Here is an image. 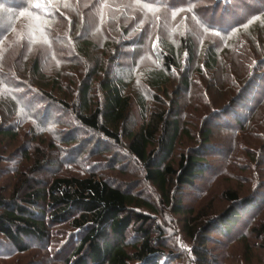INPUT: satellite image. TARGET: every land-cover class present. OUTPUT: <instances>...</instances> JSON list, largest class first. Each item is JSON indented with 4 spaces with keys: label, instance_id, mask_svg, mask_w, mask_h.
Segmentation results:
<instances>
[{
    "label": "trees",
    "instance_id": "1",
    "mask_svg": "<svg viewBox=\"0 0 264 264\" xmlns=\"http://www.w3.org/2000/svg\"><path fill=\"white\" fill-rule=\"evenodd\" d=\"M74 2L70 12L58 11V18L64 23L60 30L66 27L67 17H71V28L81 29L84 34L88 33L87 26H103L107 30L106 51L101 59L95 43L85 40L81 33L71 34L74 42L81 43L77 50L80 58L76 57L78 69L85 64L82 59L91 62L89 72L81 77L76 99L72 84L68 100L62 96L60 79L64 78L65 70L56 75L55 70H49L43 50L37 52L35 59L28 58L32 64L29 69L30 64L24 61L27 45H23L24 53L23 47L14 48L18 53L16 59L4 61L6 76H1V85L25 89L26 94L30 91L33 104L46 106L47 119L38 118L37 127L24 128L27 132L42 131L50 125L53 109L72 111L80 126L96 136L98 154L115 151L116 163L122 159L113 145L126 147L137 167L120 162L119 166L123 165L120 171L124 176L131 172L134 180L116 184L96 173L80 177L58 171L52 172L49 180L39 181L37 178L46 169L57 166L60 158L54 156L55 148L52 155L40 134L11 149L20 140L18 130L25 125L17 116L19 100L9 95L4 107L7 119L0 116V139L7 142L4 149L0 142V159L10 155L18 168L12 191L7 194L0 191V260L2 248L7 250L10 264L16 255L28 253L37 245L45 257L42 262L47 260L51 264H264V145L257 148L264 140V55L259 58L250 50L255 44L264 48L261 24L258 21L250 24L253 18L261 16L262 10L264 13V0H213L215 17L221 22L209 20L207 24L203 14L205 0ZM7 6L13 9L10 3ZM245 13L246 17L242 15ZM123 17L126 26L134 25L131 30L124 27L125 23L122 28L112 27L114 23L120 24ZM175 23L185 25L188 33L177 35V42L172 41L175 35L169 33ZM245 25L249 26L250 34L241 31ZM205 33L221 41L230 36L237 39L227 47L219 42L210 43L203 71L198 68L196 37ZM57 40L58 62L63 55L72 61L75 53L61 54L66 49L57 43L64 39ZM231 48L237 49L226 50ZM107 56L119 66L118 74L113 72L110 62L107 64ZM144 58L150 64L144 67L143 75L158 94L153 97V108L147 105L146 97L129 87L132 77L127 67L144 66ZM257 58L260 61L255 64ZM128 60L130 63L125 67L123 62ZM50 71L52 75L48 78ZM176 75L180 94L176 91L171 96L167 91V98L162 99L160 91L169 90ZM28 80L32 85H27ZM242 80L243 87L238 89ZM49 86L55 91L48 90ZM132 91L137 93L132 95ZM190 94L194 98L191 106L198 114L185 113ZM24 97L22 100H27L25 94ZM191 121L193 126L188 125ZM77 132L63 138L66 147L80 141ZM185 138L194 142V146L177 153L178 144ZM250 144L255 147L250 148ZM241 153L252 161L261 158L260 169H250L239 177L233 161L238 164L236 160L242 158ZM215 158H222L220 166H214ZM225 181H230L229 187L215 195L218 183ZM144 184L156 190L154 198L144 196L141 191ZM58 226L71 229L62 236L61 241L67 240L60 248L52 240L48 242ZM9 249L13 252H8Z\"/></svg>",
    "mask_w": 264,
    "mask_h": 264
},
{
    "label": "rangeland",
    "instance_id": "2",
    "mask_svg": "<svg viewBox=\"0 0 264 264\" xmlns=\"http://www.w3.org/2000/svg\"><path fill=\"white\" fill-rule=\"evenodd\" d=\"M75 0H0V116L2 118L7 119V111L5 110L4 112V107L6 109L7 107V103L9 100V95L11 97L12 94V98L16 101L19 100V107H18V118L20 120V122L22 123V125H25L23 128L22 126L20 127V130H18L19 134H21L20 136V140L19 142L14 143L13 147L11 149H16L18 145L23 146L24 141L28 140L31 141V139L33 137L36 138L37 135H42L41 137L43 138V140L45 141L46 145H48L50 147V152H52L55 148L54 154L52 152V155H54L55 157L58 156L60 159V163L55 166L54 168L50 169H46L44 171L43 174H41L39 176V178H37L39 181H47L50 179V177L55 173V172H60L61 174L64 175H71V176H80V177H87L92 173H96V176H98L99 178H102L104 180H109V181H114L116 184L119 182H126V183H130L131 181L134 180L133 174L130 172L128 174V176H124L121 173V169L122 166H119V163L121 162L122 164H124L125 162L130 163V167L136 166V161L134 158H130L129 154L126 153V150L123 146H115L113 145V147L115 149H117V151L119 150V152H117V156L118 158L122 159V161L118 162L116 161V163L113 162V158H115V151L112 153L111 151L108 152H101L102 154H98L96 148L97 147V143L98 140H96V136L90 132V131H85L83 129L82 126H80V124L78 123V121L76 120L75 114L70 111V112H64L62 110L59 109H53L55 112L52 115L53 118L51 119V121L49 122L50 125L45 126L42 131H38V132H32L29 133L27 132V129H24L26 127H34L36 126L35 121L37 122L38 118L39 119H44L46 120L48 115L46 113V106L39 104L36 106L37 103L33 104L31 102V100H33V96L32 94H30V91L26 92L24 90H19V89H12V88H8L7 89V85H5L6 87L1 85V76H6V72H3L4 67H3V63L4 61H7L9 59H16L18 53L16 54L15 49H17V47L21 48L24 46H28V48L26 49L27 53L25 56L24 61L28 62L30 64L29 69L31 68V63L30 60L28 58H34L35 56L39 55L37 54L40 53H46V57H48L49 61L47 64V67L49 70H55L56 73L55 75L60 71V70H65L62 71V75L64 76L63 79H60L61 84H62V88L63 90L60 91V93L64 92V96L66 98V100H68V94H70V91L68 90V88H71V84H72V91H73V98H75V96H77L79 89H80V83H82V79L81 77L85 76L86 73L89 72V67H91V62L89 61V59H82L81 61L84 62L85 66L83 65V68L78 69V66L76 65V63L78 62V58H80V56L78 55V49H79V44L81 43H77L74 42L72 40L71 34L73 33L74 35H80V33L82 35L85 36V40H88L92 43H95L97 45V56H101V54L106 51L104 48L105 46H107V38H106V28H103V26H98L97 28H88L83 26V29L85 28L88 33H83L80 30H74L75 28H71L70 26V22H71V17H67L65 18L64 21L65 22V26L62 30H60V27L62 26L63 21H60V19L62 18H58V11H62V12H70L71 9H73V7H75ZM206 1V9H204L203 14L205 15L204 19L206 24L208 23V21L210 20H214L215 23L221 22V20H218V17H215V10L216 8H214L213 5V0H205ZM135 2V1H134ZM8 3H10V5H12L13 9H9L8 8ZM23 5L22 8L17 9L16 5ZM46 4L44 7L41 4ZM39 5V7L42 6L41 9L36 8L35 5ZM78 6L79 3H77ZM135 4H138V2H135ZM16 8V9H15ZM15 9V10H14ZM50 9V10H49ZM45 10H48V12H44ZM116 13V12H115ZM121 13V12H120ZM104 14V13H103ZM244 15V17L247 16V13L242 14ZM57 16V17H56ZM63 15H59V17H62ZM234 16V15H232ZM121 17V15H120ZM112 18V16H111ZM129 18V17H128ZM133 20H136L135 18L131 17ZM130 18V19H131ZM253 18V17H252ZM108 19V18H107ZM115 21L118 19V16L115 15ZM63 20V19H62ZM251 20V18L249 19ZM248 20V21H249ZM213 21V22H214ZM255 21H258L261 26H262V31H264V13L262 10L261 16H259L256 19L250 21V24H255ZM122 22V23H121ZM120 24L114 23V29L117 28H122L120 26L124 25L125 23V17H123V21H121ZM137 22L142 23L141 19L139 20L137 18ZM136 22V23H137ZM84 24V23H83ZM119 25V26H117ZM127 24L125 23L124 27H127V29L129 28L130 30L134 27V25L132 24L130 27L126 26ZM173 27L170 28V34L173 37V35H175L173 38L169 37L170 40H172L173 42H177L178 40H176L175 38H177L180 35H185L188 34L185 30L186 27L185 25H181L180 23H175L172 24ZM245 27L244 29H241V31H245L247 34H250V29L248 25L243 26ZM242 27V28H243ZM5 30V32H3ZM254 33H256V30H253ZM211 33V32H210ZM212 34V33H211ZM211 34H204L200 37H196L197 41H198V46H197V51H198V68L203 69L204 71V58H205V53L207 51L208 45H210V43L216 44L217 42L221 43L222 46H229L230 41H233L235 39H237L236 36H230L228 38L221 40H218V38L214 37ZM88 37V38H87ZM58 39L57 41L59 42V39H64L62 42L57 43L59 47L64 46V48L66 49L64 52H61V54H65L68 55L67 53L70 52H74V56L75 58L72 61H69L67 59H65V56L63 55V58L60 59V62H58V58L56 56V43H55V39ZM56 45V46H55ZM38 47L37 48H34ZM124 46V45H121ZM250 47H253L252 45H249ZM237 48H231V49H226L227 51L231 52L232 50H236ZM18 50V49H17ZM251 53H256L257 56L260 55L263 58L264 55V48L263 45L260 44H255V47H253V49H250ZM254 50L256 52H254ZM24 51V47L22 52ZM261 51V54H260ZM67 52V53H66ZM229 52H225L226 54H229ZM24 53V52H23ZM16 54V56H15ZM106 55V54H105ZM15 56V57H14ZM43 56V55H41ZM27 57V58H26ZM78 57V58H76ZM103 56L99 57L100 59ZM243 57V56H242ZM35 59V58H34ZM44 60V58H43ZM45 61V60H44ZM259 59H255V64L259 63ZM52 62V63H51ZM106 62L108 64L109 61V56H107L106 58ZM143 63H145L144 66H138L136 65L135 67L132 66H128L130 61L128 60L127 62H123L124 64H126L125 67H127L130 73V77L131 81L129 84V87L132 86V90L136 89L141 96L146 97V102L147 105L149 106V108H153V106L155 105V99L153 98L156 94H155V90L150 86L149 83H147V81L145 80V76L143 75V72L145 70L144 67L149 66L150 64V60L144 58ZM239 64L243 65L242 60H238ZM115 62H110V67L113 70V72L115 74L119 73V66L117 65V67L115 66V64H113ZM119 63V62H116ZM16 64V63H15ZM155 68H158L157 65H154ZM75 69V70H74ZM78 69V70H77ZM72 70H74V73L72 74ZM199 73V72H198ZM198 73H196V78L198 79ZM71 74L72 77L74 79H71ZM8 75V74H7ZM52 75V72H47V77L50 78ZM70 76V77H68ZM176 79H173V81L171 82V84L169 85V90L165 91H160V94L162 95V99H166L167 98V91L171 94V96H175L178 92V94H180V81L178 79V75H176ZM72 81H74L72 83ZM27 85H32L31 82L28 80ZM243 87V80L240 83L239 88ZM237 89V91H238ZM48 90L51 91H55L52 90V86H49ZM59 90V89H58ZM260 89H258L259 91ZM177 91V92H176ZM137 92H133L132 91V95H135ZM24 94L27 97V100H22V97H24ZM158 95V94H157ZM182 96V95H181ZM257 96V95H256ZM260 96V95H258ZM59 97V96H57ZM25 98V97H24ZM32 98V99H31ZM188 99H190V105L189 108L187 107L185 109V113H188V115H190L191 113H194L197 111H195V109H193V107L191 106V101L194 99L193 96L188 95ZM157 102V101H156ZM251 103V102H250ZM247 104L248 106L250 105ZM36 106V108H35ZM258 107L254 108L255 110H257ZM26 109V110H24ZM137 109V108H136ZM241 115H247L248 113L245 112H240ZM259 113V111H258ZM256 112L255 115L258 114ZM198 114V113H197ZM195 114V115H197ZM261 114V113H260ZM199 116V115H198ZM50 117V116H49ZM251 117V116H250ZM200 119V118H199ZM189 120V118L186 119V122ZM201 121V120H200ZM199 121V122H200ZM188 125H192V121L189 122ZM37 127V126H36ZM35 129V128H34ZM37 129V128H36ZM191 130L194 131V129ZM72 131H78L76 133V137L80 140L77 144H75L74 146H70V145H66L63 142V138L67 137V135L72 134ZM264 139V138H263ZM39 140V139H38ZM183 143H179L177 146V153L179 151H188L190 150V148H192L194 146V142L190 141L188 138L183 139ZM2 141V142H1ZM27 141V142H28ZM0 142L2 143V147L3 149L7 147V142L0 139ZM26 142V143H27ZM124 144H127L126 141H124ZM123 144V145H124ZM6 145V146H5ZM259 146H257V148H261L264 145V140H262L261 143L258 144ZM252 147H255L253 145H249ZM107 147V146H106ZM103 146V148H106ZM59 149V150H56ZM108 148H110V146L108 145ZM63 150H65L67 153H63ZM87 150V151H85ZM0 152L2 153V151L0 150ZM0 153V157L2 156V154ZM177 153L175 154L176 158H177ZM242 154V153H241ZM241 154L239 155L241 157ZM7 156V155H6ZM8 158V159H7ZM12 157L9 155L8 157H4V159H0V191L4 192V194L10 193V191H12V189L14 188V186L16 185V181L15 179H17V163L15 160L11 159ZM130 162H129V160ZM258 160L252 161L250 157H248V155L246 156L245 154H242V158H238L236 161H239L238 164H235V160L233 161V165H234V171L239 174V177H243L245 176V173H249L250 169H252L254 171L257 169H260V159L261 158H257ZM117 160V159H116ZM128 160V161H127ZM214 166H220L223 162L222 158H215L212 159ZM19 161V160H17ZM259 161V162H258ZM113 163V164H111ZM115 164V165H114ZM116 167V168H111L110 166ZM227 166V164H226ZM17 167V168H16ZM129 167V168H130ZM121 168V169H120ZM140 168V167H138ZM228 167H226L225 169H227ZM53 172V174H52ZM140 172V169H139ZM137 175V174H136ZM229 175V174H228ZM230 176V175H229ZM44 177V178H43ZM223 178V177H222ZM140 179V177H139ZM227 179L226 177L224 178V180ZM228 181H225V183H218V186H216L217 191H214V194L217 195L220 193V191H224L226 187H229L230 185V181L227 183ZM203 183H201L200 185H202ZM220 184V185H219ZM8 191V192H7ZM141 191H143L144 196H149L150 198H154L156 195V190L154 188H151L150 186H148L147 184H144L142 186ZM181 225V224H180ZM71 229L68 226H58L56 227L53 232H52V236L51 238L48 240L51 241L53 243H56L58 245V248H60L62 246V244L65 241H61L62 236L67 235V232H70ZM34 244V241H33ZM36 244V242H35ZM10 251L13 252V250L9 249L8 252ZM1 252H3V256L1 258H3L2 260H0V264H7V250H5L4 248L1 249ZM16 259V260H15ZM41 259H45V257L43 256V252L41 250L37 249V245H34L31 249L30 252L28 253H22L20 255H16L15 258L11 261H9L10 264L15 263L16 261L19 264H51V263H47V260L42 262ZM41 261V262H40Z\"/></svg>",
    "mask_w": 264,
    "mask_h": 264
},
{
    "label": "snow or ice",
    "instance_id": "3",
    "mask_svg": "<svg viewBox=\"0 0 264 264\" xmlns=\"http://www.w3.org/2000/svg\"><path fill=\"white\" fill-rule=\"evenodd\" d=\"M35 7H39V5L37 4V5H35ZM253 19H255V18H253Z\"/></svg>",
    "mask_w": 264,
    "mask_h": 264
}]
</instances>
